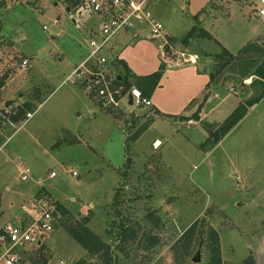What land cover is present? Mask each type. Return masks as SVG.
Here are the masks:
<instances>
[{
	"label": "rangeland",
	"instance_id": "1",
	"mask_svg": "<svg viewBox=\"0 0 264 264\" xmlns=\"http://www.w3.org/2000/svg\"><path fill=\"white\" fill-rule=\"evenodd\" d=\"M69 2L0 0V77L6 78L0 111L23 102L34 107L19 123H0V220L28 215L26 206L40 191L67 210L57 212L54 232L39 252L31 247L21 264H105L65 229L84 217L109 245L110 264H209L212 229L222 264H264V102L217 144L208 140L232 111L236 96L247 99L263 89L254 76L242 74L264 56L254 51L264 52V19L251 13L259 0H153L162 34L180 38L199 25L203 13L216 19L230 13L228 22L222 19L212 27L205 19L200 26L234 52L258 30L242 47L251 51L242 53L244 61L236 58L239 53L221 54L217 61L212 77L218 76L222 86L201 115L213 125L169 122L152 106L105 108L67 81L87 54L85 31L95 21L76 15ZM197 42L210 51L217 48L207 39ZM161 43L160 38H138L125 48L141 53L136 62L143 65L145 56L159 58ZM172 43L170 58L179 48ZM23 59L29 66L22 67ZM115 71L124 74L116 65ZM154 120L138 141L127 140ZM24 165L30 169L26 180L21 178ZM51 171L56 176L50 178ZM194 221V231L187 233ZM124 225L134 235L121 242ZM149 237L156 238L154 245ZM197 252L200 259L193 261Z\"/></svg>",
	"mask_w": 264,
	"mask_h": 264
},
{
	"label": "built area",
	"instance_id": "2",
	"mask_svg": "<svg viewBox=\"0 0 264 264\" xmlns=\"http://www.w3.org/2000/svg\"><path fill=\"white\" fill-rule=\"evenodd\" d=\"M69 1L76 15L84 13L94 17L95 21L88 24L85 31L87 54L67 75L66 80L77 85L89 99L96 100L105 108H117L123 104L127 107H150V97L144 96L138 87L125 86L119 82L115 62L120 59L118 50L131 44L134 39L155 41L162 36L163 24L152 11L153 0ZM251 13L255 18L264 19V0L254 4ZM158 49L163 56L173 51L174 46L165 40L158 45ZM21 64L22 67L29 66L27 59H23ZM7 113L0 111V123L4 120L9 122ZM31 115L32 112L26 113L27 118ZM188 122L191 123L192 119ZM29 172L30 169L24 165L21 178L28 179ZM55 175V171L49 174L50 177ZM26 207L28 215L0 228V264H21L31 249L36 248L39 252L55 230L58 202L49 192L40 191Z\"/></svg>",
	"mask_w": 264,
	"mask_h": 264
},
{
	"label": "crops",
	"instance_id": "3",
	"mask_svg": "<svg viewBox=\"0 0 264 264\" xmlns=\"http://www.w3.org/2000/svg\"><path fill=\"white\" fill-rule=\"evenodd\" d=\"M230 17V13L228 16H222L217 19L211 18L210 16H206L205 13L201 14L198 19L199 25L196 26V28H198V30H204L211 36V38L205 36H198L195 34L186 42H182V39L186 36L188 32L180 38H177L172 34L164 32L162 36L159 37L162 43L165 40H168L172 45V42H174L179 47L176 49L177 54L174 58H170L168 56V53H165L163 56L160 54L159 58L156 57L152 60H149V56H145V63L143 65H140L136 62V58H139V54L141 53H137L136 50L127 53L129 48L126 49V46L118 50V53L120 52V55L122 56V59L120 58V60L125 62L130 73H132L133 75L143 76L150 74L154 71H157L160 64L163 63L164 69L162 71V75L159 79L158 86L154 89L152 95L150 96V99L152 102L151 106L160 115L166 116L165 120L169 122H175L176 120H186L184 118L181 119L180 116L188 112V118H193L191 124H193L194 121L201 122V115L203 116L205 109L211 106L213 101L215 102L217 100L215 92H217L218 87L222 86V83L220 82L218 76L216 77L215 75L214 77H212L214 69L216 70V64L218 59L220 58L222 48H225L230 54L235 55L247 41L252 40L259 35L258 30H256V35H254L249 40L242 42L240 47H238L237 51L233 52L226 45H224V43L218 40L211 30L200 26V24L205 19L209 20L213 27L215 23L220 22V20L222 19H227L226 21L228 22V19ZM174 38H176L178 41ZM204 39L213 41L216 44L217 48H215V50L213 51H210L200 45H197L198 40ZM124 55L126 57H124ZM190 59L192 61H190ZM244 99L245 98L236 96V101H233L231 105L232 111L238 105V103L242 102ZM263 102L264 97L255 105L249 107L244 117L240 121H238V123H236V125L234 126L240 125L248 117L252 116L254 111H258V109L261 107L260 105ZM157 119L158 118H156L155 120ZM155 120L148 123L147 128L139 135V137L135 141L139 140V138L144 134V132L147 131L152 126V124L155 123ZM202 123L212 124L209 121H202ZM155 140H157V138H155L154 141ZM1 207L2 203L0 201V214H2ZM14 215L15 213L9 215L8 219L5 222H3L4 220H0V227L11 222L12 220L16 221L20 217H14Z\"/></svg>",
	"mask_w": 264,
	"mask_h": 264
},
{
	"label": "trees",
	"instance_id": "4",
	"mask_svg": "<svg viewBox=\"0 0 264 264\" xmlns=\"http://www.w3.org/2000/svg\"><path fill=\"white\" fill-rule=\"evenodd\" d=\"M198 36H205L208 38H211V36L206 33L204 30H198L196 26H193L186 36L182 39V42H186L189 38L193 37L194 35ZM255 54H264L263 50L261 49H255ZM249 53L251 52L250 49L244 47L241 48L238 51L237 59L244 61L246 57H242V53ZM221 54L223 55H232L230 54L225 48H222ZM220 54V55H221ZM115 65L118 66L123 70L124 74H119L120 80L119 82L125 86L134 85L138 87L144 96L150 97L154 91V89L158 86L159 79L162 75V71L164 69L163 63L160 64L157 71H154L147 75H133L130 73L127 65L122 60H116ZM249 67H253V71L249 72ZM243 76H254L257 81L263 86L262 91L254 97H250L245 99L242 102H239L238 105L233 109V111L226 117V119L223 121L221 125H219L215 130H212L209 132L208 140L211 139L212 146L217 144L228 132L229 130L240 121L244 115L246 114L249 107L255 105L258 103L263 97H264V56L262 60L251 62L250 66L248 64L245 66L242 72ZM118 76V77H119ZM5 76L0 77V88L4 85ZM253 80L252 82L254 83ZM34 107L32 104H29L27 102H23L22 104L17 105L14 109L8 111L7 118L9 122L11 123H19L23 120H25L26 113L31 112ZM148 123L141 124V126L134 132V134L131 137H126L127 140L133 142L135 141L139 135L147 128ZM125 139V149L126 152H128V146H127V140ZM129 160V159H128ZM58 210L61 213H67V210L58 203ZM89 219L87 217L82 218V220L77 224L76 227L67 226L65 229L67 233L78 243L80 244L85 250L91 253L98 254L105 264L111 263V254H110V248L109 245L103 242L94 232L90 230V228L86 225ZM197 224V221H194L186 230L187 233H192L195 229V226ZM122 234L120 241L126 242L131 236L134 235V231L128 226H122ZM185 232V233H186ZM211 233V239L215 243L210 248V259L209 264H222L221 256H220V248L218 245V235L215 231V229L210 230ZM151 245H154L156 243L155 237H149L148 238Z\"/></svg>",
	"mask_w": 264,
	"mask_h": 264
},
{
	"label": "water",
	"instance_id": "5",
	"mask_svg": "<svg viewBox=\"0 0 264 264\" xmlns=\"http://www.w3.org/2000/svg\"><path fill=\"white\" fill-rule=\"evenodd\" d=\"M68 9V8H67ZM119 79H120V76H119ZM9 102H6V105H8ZM181 119L184 118L186 120H189L190 118H188L187 116H180ZM199 252L196 253V256L193 258V261H199Z\"/></svg>",
	"mask_w": 264,
	"mask_h": 264
}]
</instances>
